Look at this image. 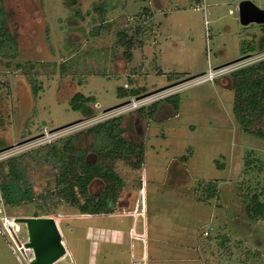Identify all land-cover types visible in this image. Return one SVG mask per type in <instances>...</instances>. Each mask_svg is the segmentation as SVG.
<instances>
[{
  "label": "rangeland",
  "instance_id": "obj_1",
  "mask_svg": "<svg viewBox=\"0 0 264 264\" xmlns=\"http://www.w3.org/2000/svg\"><path fill=\"white\" fill-rule=\"evenodd\" d=\"M242 1H0L18 39L14 58L0 55V161L116 116L146 148L141 168L115 162L126 184L112 215L83 214L57 197L45 210L39 200L6 204L9 216L56 219L67 249L56 264H264V219L246 213L251 196L264 194V138L237 122L229 79L264 59L259 51L238 60L243 42L263 36V24H241ZM249 1L264 9V0ZM120 32L133 37L131 59ZM120 88L141 94L119 96ZM79 92L96 97L90 118L72 107ZM175 94L177 109L166 100ZM28 176L38 193L55 186L50 166L31 164ZM210 182L217 193L207 198ZM103 187L97 179L90 192ZM20 236L28 240L25 224ZM9 241L0 238V264H30Z\"/></svg>",
  "mask_w": 264,
  "mask_h": 264
},
{
  "label": "trees",
  "instance_id": "obj_2",
  "mask_svg": "<svg viewBox=\"0 0 264 264\" xmlns=\"http://www.w3.org/2000/svg\"><path fill=\"white\" fill-rule=\"evenodd\" d=\"M2 2V0H0ZM0 2V55L14 58L18 53L17 36L9 26L10 14L5 11ZM69 4H76V0H66ZM110 6L96 7L100 21L105 20V15ZM147 11V9H146ZM77 17L81 16L78 9ZM100 25L98 28H103ZM95 28V33L99 31ZM141 28H137V32ZM263 36L259 41L253 39L243 42L244 56L253 52L264 51V24ZM133 37L127 38L125 32H120L119 41L126 47L125 54L131 59ZM234 93L233 113L237 122L246 131L255 132L264 138V131H252L256 123L264 119V59L240 66L229 74ZM119 96H138L141 90L126 91L119 89ZM176 109L179 107L177 94L166 99ZM96 97L85 96L77 93L71 99L72 107L81 111L86 118L94 115L91 108L96 103ZM156 105L150 107V115L156 110ZM139 112H144L140 108ZM124 117L116 116L89 126L84 132H76L61 137L38 148L25 151L0 161V187L5 202L9 206L40 201L41 209H48L57 197L74 207L83 214L112 213L120 203V194L125 187V180L116 171L115 162L125 160L135 169L141 168L146 159L145 145L136 143L125 136L126 128L123 125ZM4 124L0 117V126ZM88 141L85 143V141ZM6 146H1L0 150ZM250 164V161L248 162ZM31 164L36 166H50L54 172L55 186L47 187L38 193L28 176ZM104 183L98 195H92L90 186L95 180ZM207 198L216 196L217 186L210 182L206 188ZM48 205V208H47ZM246 213L248 217L256 220L264 219V194L255 192L248 203ZM48 214H35L43 216ZM48 217V216H45ZM224 242V241H223Z\"/></svg>",
  "mask_w": 264,
  "mask_h": 264
},
{
  "label": "water",
  "instance_id": "obj_3",
  "mask_svg": "<svg viewBox=\"0 0 264 264\" xmlns=\"http://www.w3.org/2000/svg\"><path fill=\"white\" fill-rule=\"evenodd\" d=\"M238 9L240 22L244 26L251 23L264 24V9L258 7L252 1H242ZM3 150L5 149L0 151ZM17 221L27 227L28 240L26 247L31 249L34 255L30 264H55L67 254L60 227L54 217H20Z\"/></svg>",
  "mask_w": 264,
  "mask_h": 264
},
{
  "label": "built area",
  "instance_id": "obj_4",
  "mask_svg": "<svg viewBox=\"0 0 264 264\" xmlns=\"http://www.w3.org/2000/svg\"><path fill=\"white\" fill-rule=\"evenodd\" d=\"M201 1L203 2V4L207 2V0ZM210 74H207L208 76L206 75V80L212 79V76H210ZM17 219L18 218L15 216H9L6 212V202L0 187V238L9 237L11 242L9 241L8 245L14 253L16 252L15 254L17 260L19 262L21 261V259H23L24 261L29 260L30 263L34 255L33 253L31 255H28L26 252L28 249L26 247L27 239L24 240L23 237L21 238V223H19Z\"/></svg>",
  "mask_w": 264,
  "mask_h": 264
},
{
  "label": "flooded vegetation",
  "instance_id": "obj_5",
  "mask_svg": "<svg viewBox=\"0 0 264 264\" xmlns=\"http://www.w3.org/2000/svg\"><path fill=\"white\" fill-rule=\"evenodd\" d=\"M100 193V192H99ZM98 193V194H99ZM98 194H96V195H98ZM112 213H114V212H112ZM112 213H100V214H110V215H112ZM100 214H94V215H100Z\"/></svg>",
  "mask_w": 264,
  "mask_h": 264
},
{
  "label": "crops",
  "instance_id": "obj_6",
  "mask_svg": "<svg viewBox=\"0 0 264 264\" xmlns=\"http://www.w3.org/2000/svg\"><path fill=\"white\" fill-rule=\"evenodd\" d=\"M140 213L143 214V211H141ZM58 225H59V224H58ZM59 227H60V225H59ZM60 229H61V228H60Z\"/></svg>",
  "mask_w": 264,
  "mask_h": 264
}]
</instances>
